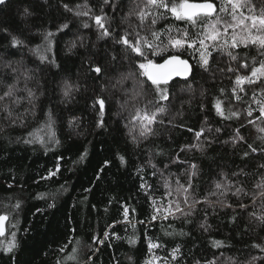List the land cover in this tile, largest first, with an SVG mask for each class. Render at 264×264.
I'll return each instance as SVG.
<instances>
[{
    "label": "trees",
    "instance_id": "16d2710c",
    "mask_svg": "<svg viewBox=\"0 0 264 264\" xmlns=\"http://www.w3.org/2000/svg\"><path fill=\"white\" fill-rule=\"evenodd\" d=\"M141 3H0V95L15 85V96L22 98L18 105L0 102L12 107L11 117L0 111V215L8 217L0 235V264H264V251L253 247L264 246V223L257 219L264 216V188L257 187L264 180V132L259 130L264 117L257 120L264 83L243 85L236 100L237 72L228 71L231 67L246 75L264 57L255 46L231 49L235 61L217 49L205 68L193 48L169 47L157 56L145 50L155 62L176 53L188 59L192 72L161 85L168 99L148 110L164 111L149 126L151 134L141 137L140 122L132 116L158 97L146 77L138 78L145 84L136 100L131 97L140 90L138 83L127 79L117 84L143 62L118 41L125 32L132 40L137 32L152 39L151 30L171 25L177 36L175 29L189 27L166 13L154 26L149 18L141 28L138 17L130 15ZM85 11L87 16L76 15ZM95 16L104 18L109 35H101ZM49 32L53 35L45 41ZM13 36L22 43L13 45ZM161 40L167 44L166 32ZM244 63L250 67L239 68ZM97 66L100 74L94 71ZM66 87L71 88L68 96ZM26 89L33 92L31 103ZM98 99L104 101L103 112ZM217 100L224 116L214 107ZM229 110L239 116L225 118ZM48 113L54 138L42 127ZM194 144L201 147H188ZM216 183L224 187L217 189ZM185 184L191 187L184 212L193 199L199 203L188 215L165 217L166 188ZM237 188L243 192L235 194ZM12 233L16 247L6 252ZM214 241L222 243L216 247ZM150 243L158 247L150 250ZM73 255L74 260L68 259Z\"/></svg>",
    "mask_w": 264,
    "mask_h": 264
},
{
    "label": "snow or ice",
    "instance_id": "6c2138e0",
    "mask_svg": "<svg viewBox=\"0 0 264 264\" xmlns=\"http://www.w3.org/2000/svg\"><path fill=\"white\" fill-rule=\"evenodd\" d=\"M4 0H0V3H3ZM68 8V5L64 6ZM80 6L77 5V8ZM139 10L130 15H135L141 22V28H143L144 22L151 19V24L154 26L157 23L158 19L164 18L165 14H169L175 20L183 21L189 27L184 29H175L178 33L177 36H173L171 33L173 32V26L169 25L166 29L161 30L160 32L151 30L150 35L152 39H149L147 36L141 37L139 33H136V39L132 40L128 38V33L125 32L123 36H121L120 41L118 43H123L127 46L131 52L135 53L137 58H143V62H138L137 70L128 73L126 76L122 77L121 80L117 81V84H122L124 80L133 79L134 82L138 83L140 90L136 91L134 95L131 97L133 100H136L143 96L144 92V84L145 81L139 80V77H146L147 81L151 82V85L156 89V96L158 100L156 101H147L144 108H137L136 114L132 116V120H139L140 122V132L139 135L141 137H146L151 134V128L149 127L156 119L157 113L163 112V107H156L155 111H149L148 105L153 103H158L159 100H167L168 96L166 94V89L162 88L161 85H167L168 82L172 79L173 76H187L190 71V65L187 60L181 58L180 55H169L167 58L163 59L161 63H156L154 60L148 58V54L146 51L150 53L151 56H157L160 54V51L171 47L172 49H184L193 48L194 50L199 52V63L202 67H207L210 62V57L212 56V52L217 49H223L226 51V54L231 58V60L235 61L238 59L236 55H233L231 49H235L240 45L245 47L255 46L258 50V54L261 57H264V0H259V4L255 2V0H219L217 3L216 0H142V3L138 5ZM163 10V11H161ZM27 11V10H26ZM89 13L85 12H76V15H85L87 16ZM95 22L102 29L101 35L107 36L109 35V30L105 27L103 23V19L101 16H95ZM63 27H67V25H62ZM190 29H195V35L190 32ZM162 32L167 33V44H163L161 40ZM53 34L51 32L46 33L44 36V40L48 41ZM13 45H17L22 43L15 36L12 37ZM75 47V44L72 45ZM71 50V49H70ZM39 52V47L36 49ZM40 59L43 61L46 59L45 56L41 55ZM253 60H256V57H253ZM258 66H249L248 64H240L239 68H249L250 72L246 75L239 74L237 69H233L231 67L228 68L229 72L236 71L237 74L235 76L233 94L236 100H240L241 97L237 93L244 92L245 89L243 85L245 84H255L257 81L264 83V58H261L257 61ZM15 71V69L13 70ZM94 71L97 74L102 72L100 67H95ZM115 87V85H114ZM16 86L9 85L7 91L3 92V95H0V102L5 101L6 99L11 100V104L18 105L22 98L16 97ZM27 96L29 98V103L32 102L33 92L30 89H26ZM71 88L66 87L64 95L68 96L70 94ZM15 97V99H13ZM101 106V111L104 109V101L102 99H98L97 101ZM260 116L257 117L259 120L261 117H264V101L260 102ZM217 113L221 116H224V112L221 109V102L219 100L216 101L214 105ZM0 111L6 112L8 117L12 116V107L8 103L2 104L0 106ZM27 113V110H26ZM35 115V113H33ZM248 115H252V111H248ZM48 119L42 125V127L49 129V135L54 138V132L52 129V121L51 114H47ZM239 113L229 110V116L225 118L238 117ZM20 119V117H17ZM13 124L16 123L15 120L12 121ZM248 123H253L252 120H249ZM21 126H23V120H21ZM99 126V125H98ZM261 132H264V128L259 129ZM3 131V129H0ZM191 131V129H190ZM219 131V129L217 130ZM203 129L195 133L197 140H199L202 135ZM33 133L30 132L29 136H32ZM237 138L243 139V137L239 136V131L236 133ZM136 139V136L133 135V140ZM31 143V140L26 141ZM190 148L201 147L200 144H194L188 146ZM249 148L253 152L256 151L252 145H249ZM247 156L248 153H245ZM83 156L81 157V159ZM123 161V157H121ZM193 169L192 175H195V165L191 166ZM264 167V165H262ZM55 173H50V175H54ZM191 184H189L188 188H184L183 192L185 193L184 204H188L189 200V188ZM215 187L220 189L224 187L221 183H216ZM258 188H264V180L260 185H257ZM243 192L242 188H237L235 194H240ZM260 195L264 196V192H261ZM255 200V196L253 197ZM199 203L193 199L192 203L189 205V211L184 212L181 208L180 203L177 202L175 205V209L177 212H181L184 215H188L191 212V209L195 207V204ZM52 205H49L51 207ZM16 207H19V202H17ZM241 208H245L246 206L241 204ZM128 210L125 209V215H127ZM171 214V212L169 213ZM255 216V213L252 214ZM157 217L154 215L152 219H156ZM8 219L6 215H0V235L4 234V222ZM262 223H264V216L257 217ZM202 228H205L204 225H201ZM205 230H207L205 228ZM107 235V234H106ZM95 240V237L93 238ZM133 242L130 240V243ZM221 241H214L213 244L216 247L221 245ZM16 247L15 243V233H12V239L8 242L7 246L4 248L6 252H11L13 248ZM153 247H158V245L149 244V249L151 250ZM253 247L261 248L264 251V246L254 244ZM179 249H173V252L178 251ZM75 249L73 252L75 253ZM70 260H74L75 256L68 257ZM175 259V256H173ZM256 258H253L255 260ZM146 264H151V261L146 262ZM208 264H214V262L210 261Z\"/></svg>",
    "mask_w": 264,
    "mask_h": 264
},
{
    "label": "rangeland",
    "instance_id": "374dc122",
    "mask_svg": "<svg viewBox=\"0 0 264 264\" xmlns=\"http://www.w3.org/2000/svg\"><path fill=\"white\" fill-rule=\"evenodd\" d=\"M174 54H176V53H174ZM176 55H178V54H176ZM190 66H191V71H190V74H191V72H192V65H191V63H190ZM166 93H167V91H166ZM183 187L184 188H188V185L185 184ZM166 192L169 193L168 194V198H167V205H166V207L168 206V208H165V210H164V216L167 217V216H170V215H174V214H177V213H181V212H177L176 209H175V205H176L177 202L180 203V206H181V208L183 210L185 209L184 208V205L185 204L183 202L184 201V198H185V193L183 192V189L181 188V186H179V187L178 186H169V187L166 188ZM189 192H190V189H189ZM170 212H171V214H169ZM4 229H5V226H4Z\"/></svg>",
    "mask_w": 264,
    "mask_h": 264
},
{
    "label": "water",
    "instance_id": "95a60500",
    "mask_svg": "<svg viewBox=\"0 0 264 264\" xmlns=\"http://www.w3.org/2000/svg\"><path fill=\"white\" fill-rule=\"evenodd\" d=\"M167 58V57H166ZM182 58V57H181ZM182 59H184V60H187L188 61V59H186V58H182ZM162 61H160V62H157V63H161ZM188 64L190 65V63H189V61H188ZM190 68H191V66H190ZM190 74V73H189ZM188 74V75H189ZM188 75L187 76H173L172 77V79L169 81V82H171V81H173L174 79H186L187 77H188ZM168 82V83H169Z\"/></svg>",
    "mask_w": 264,
    "mask_h": 264
}]
</instances>
